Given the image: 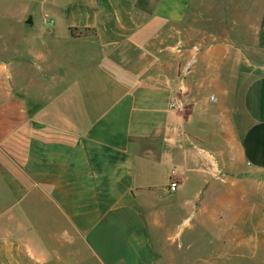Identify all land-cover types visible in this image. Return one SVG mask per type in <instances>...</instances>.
I'll use <instances>...</instances> for the list:
<instances>
[{"label": "crops", "instance_id": "0c3cea01", "mask_svg": "<svg viewBox=\"0 0 264 264\" xmlns=\"http://www.w3.org/2000/svg\"><path fill=\"white\" fill-rule=\"evenodd\" d=\"M24 1L37 28L0 55V264L257 261L264 0H219L259 8L196 44L199 0Z\"/></svg>", "mask_w": 264, "mask_h": 264}, {"label": "rangeland", "instance_id": "374dc122", "mask_svg": "<svg viewBox=\"0 0 264 264\" xmlns=\"http://www.w3.org/2000/svg\"><path fill=\"white\" fill-rule=\"evenodd\" d=\"M218 2L219 0H199L195 6L193 15L189 17L187 22L181 25V33L179 37L184 39L185 42L188 41L191 44H196L203 40L211 43L216 41L220 33H223L227 29L234 28V14L244 13L245 10L243 7L247 9V12H251V7L259 8L258 5H221ZM24 6V0H0V55L3 49L2 47L10 45L13 38L17 39L20 37L23 31H30L31 29L37 28V24L34 26L29 25L26 18H24L26 15L24 14ZM220 13L229 15L226 19H223V16L221 17ZM36 15L38 14L36 13ZM228 18L231 20L228 21ZM37 22L38 21H36V23ZM239 24L248 25L249 22L240 21ZM235 28L239 29L240 26H235ZM242 29H245V26L242 27ZM1 62L2 60H0V63ZM0 171H9L8 167H6L1 160ZM175 241H167L165 243L166 247H168V249L171 247L176 248ZM261 248L263 250H259V255L255 262L251 261L249 256H242L241 258L228 261V264H264V248L263 246H259V249ZM177 249L178 252H180L181 248L179 247ZM244 249L245 248L242 249L243 255L246 253ZM179 263L182 264V261ZM210 264H223V261L219 258H214L210 261Z\"/></svg>", "mask_w": 264, "mask_h": 264}, {"label": "built area", "instance_id": "2783aa9c", "mask_svg": "<svg viewBox=\"0 0 264 264\" xmlns=\"http://www.w3.org/2000/svg\"><path fill=\"white\" fill-rule=\"evenodd\" d=\"M169 107L174 108V109H178V110H183L185 107V103L182 99H171L169 101ZM180 184H181L180 179L178 178L176 171L173 170L172 175H171V181H170V184H169L167 190L170 192H174L178 189Z\"/></svg>", "mask_w": 264, "mask_h": 264}]
</instances>
